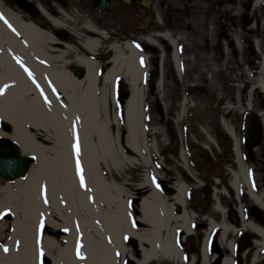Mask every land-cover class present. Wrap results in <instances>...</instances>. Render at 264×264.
Listing matches in <instances>:
<instances>
[{
    "label": "rangeland",
    "instance_id": "obj_1",
    "mask_svg": "<svg viewBox=\"0 0 264 264\" xmlns=\"http://www.w3.org/2000/svg\"><path fill=\"white\" fill-rule=\"evenodd\" d=\"M0 1L24 20L36 22L40 28L54 33L57 40L54 48L67 62H70L66 67L67 70L79 67L73 62L75 55H86L96 60L99 71L96 96L104 97L98 120L109 123L107 126L108 150L105 148V153L109 155L107 158L111 163L120 167L117 174L109 168L106 169L103 164L99 165L100 175L108 184L105 192L107 200H104L102 206L103 216L86 214L80 206L74 210L70 207V203L66 202L60 206L59 220L54 218L56 223H59V229L54 230L44 224L36 229V236L32 237L36 249H44L42 240L50 234L54 235V240L59 246L49 260L42 258L41 254L38 255L36 264H52V262L53 264H135L134 259L140 258L141 248L144 250L150 248L145 242L139 244L128 235L127 231L130 228L141 233L140 238L143 241L151 240L155 247H163L168 240L171 245H185L191 252L198 251L192 257L193 264H205L201 254L202 237L195 233L184 232L180 228V223L172 220L166 222V227L159 231L156 230V225L149 227L139 220L141 214L139 202L143 197L147 199L146 204L154 207L153 215H151L153 218L156 213L158 218L160 216L165 221L163 210H167L173 220L184 214L181 206L175 205L176 207L173 208V198L177 185H182L186 178L191 181L189 187L202 190L201 194L198 191L194 192L193 197L196 201L194 205L200 211H204L206 217L196 214L191 218L188 213L186 215L192 223L197 221L195 225L202 231L211 225L209 239L211 253L215 252L214 255L217 258H222L227 251L230 239H237L240 245L250 246L249 250H244L240 254L241 264H264V71H262L264 68V0H152L148 8L139 9H130L120 0H111L113 3L111 9L102 15H97L93 11L88 0ZM37 4H41L47 12L50 11L52 15L57 16L63 28H54L38 11ZM58 9L64 13L59 14ZM86 21H90L104 34V37L99 34L93 35L102 41L94 56L88 54L80 44L90 37L83 28ZM164 32L175 41L178 64L172 58L174 52L171 43L157 36L158 33ZM77 35L80 39L76 37ZM124 42L131 43L136 50L146 56V59L140 60L141 66L146 67L145 75L153 77H157L159 73L164 75V82L160 86L156 84L157 92L151 94L150 98L154 109L156 107L153 102H159L162 117L157 110L158 115L149 125V130L144 132L142 139L146 150L141 154V158L126 146L127 130L118 118L119 105L112 101L110 93L102 91L110 86L104 84L101 79L102 74L110 66L112 52L109 46L121 45ZM65 43L72 49L68 50ZM82 76L81 69L77 78L81 79ZM10 78L6 70L0 67V82ZM118 78L121 79L122 90H125L128 87L126 83L124 84L125 80ZM147 87L149 91V85L143 81L140 83L143 95ZM54 93L62 98L59 92L54 91ZM212 98L221 106L220 113H209V110H206V115L195 113L197 115L193 118V123L199 120L202 122L198 125V130L205 141L193 136L190 133L191 128L188 127V133H190L188 137L199 146L200 161L198 160L197 163L204 172L199 174L189 167L187 156L185 157L181 151L184 131L182 127L188 126L186 116L189 109H209L206 104ZM228 111L230 114L226 116L225 113ZM248 111L251 113L250 116L244 117V121L239 119V115ZM112 122L114 125L110 130ZM216 122H220L224 134L229 135L231 140L228 137L227 140L231 141L233 148L235 145L237 147V141L242 136L249 156L242 167H238L235 162L233 167L230 166L232 155L225 156L221 160L223 164L212 165L211 168L205 169L203 159L217 160L214 153V148L217 150V147L215 143L208 140L203 131L209 134V128ZM241 124L245 125L244 131L240 130ZM27 126L30 131L32 128L28 121ZM234 126L236 130L239 128L238 133ZM225 127L231 131L234 129L235 137L233 132L231 135ZM0 128L6 134L11 132L10 128L2 122H0ZM56 136V132L53 131L49 132L47 137H39L36 141L49 146L50 149L55 146ZM170 145L172 151L169 149L167 153L169 163L166 164L160 152L163 149L167 150ZM116 146L134 161L130 164H119L120 159L112 151V148L116 149ZM231 146L229 148H232ZM218 150L217 153L220 155L221 151ZM50 151L44 153L47 158H50ZM222 155H225L224 152ZM195 157L197 158V155ZM31 160L34 166L36 161ZM185 164H188V171L183 170ZM77 173L81 180L84 170L80 165ZM217 176L220 180H217ZM232 180L237 190L230 188L229 184H232ZM153 183L162 187L164 195L152 194ZM250 183L254 186L256 184V189H259L253 191L259 205L256 207L248 198L247 210L254 225L262 227L261 232L246 229L239 214L235 213V207L243 208L244 206L240 199H236V194L238 195L240 191L244 194L247 192V187L250 190L252 185ZM3 185L4 181L0 179V187ZM91 196L95 200L93 189L88 197H85L89 199V203L86 201L88 204L93 203ZM215 205L218 210L215 209ZM221 206L227 210L228 214H225ZM231 211L234 215L230 217ZM6 213L1 217L0 222V261L9 263L12 258L20 254L24 241L22 236L14 233L17 223L13 222L8 212ZM153 218H150L148 222H153ZM109 221H114L111 228L108 226ZM220 223L228 228L224 236H222ZM18 225L23 226L24 222L19 220ZM61 225L67 226L68 229L60 228ZM142 228H144V234H142ZM240 231L242 232L239 233ZM117 233L120 235V242L127 249L125 255L116 250L119 249L115 243ZM12 234L14 241L8 248L6 241ZM63 237H67L68 240H64ZM5 248L8 249L7 252L4 251ZM208 258L209 264L218 263V260L212 263L214 259L210 256ZM150 263L174 264L166 259L150 261Z\"/></svg>",
    "mask_w": 264,
    "mask_h": 264
},
{
    "label": "bare ground",
    "instance_id": "obj_2",
    "mask_svg": "<svg viewBox=\"0 0 264 264\" xmlns=\"http://www.w3.org/2000/svg\"><path fill=\"white\" fill-rule=\"evenodd\" d=\"M37 8L54 28H63L61 22L40 5ZM0 17H2L0 19V67L4 68L11 77L9 80L0 82V122L8 125L11 130L10 134H6L0 128V137L9 138L20 147L24 155L36 161L25 178L17 179L12 183L5 182L0 187V222L1 217L8 212L13 222L17 223L15 231L13 228L14 233L22 236L24 241L17 257L12 258L9 263L0 261V264H33V262L36 264L38 255L42 253V258L49 260L59 248L54 240V235L50 234L49 237L45 236L42 240L45 250L43 248L36 249L32 242V237L36 236V229L41 228L43 224L54 230L59 229V223H56L54 218L59 220L60 206L66 202H69L70 207L74 210L80 206L86 211V214H101L103 216L102 206L106 199L105 192L108 184L100 175L99 165L103 164L106 169L109 168L117 174L120 167L111 163L107 158L109 155L105 153L109 142L107 127L109 123L106 124L104 121L98 120L104 97L96 96L98 79L95 78L97 68L95 59L86 55H75L73 62L83 69L82 78L77 79L66 69L70 62H67L63 55L54 48L57 40L52 31L43 30L34 23L24 20L19 14L5 7L1 1ZM83 26L90 37L80 44L88 54L94 56L102 41L95 38L93 33H98L102 37L104 34L90 21L84 22ZM80 36L76 37L80 39ZM157 36L166 39L171 43L173 49L175 48V41L170 38L168 33H158ZM64 45L68 50L72 49L67 43ZM109 49L112 52L110 66L102 81L110 86L102 91L110 93V97H112V80L114 81L116 77L125 80L130 92V98L124 107V121L127 130L125 143L130 151L141 158L146 146L142 139L144 135L142 103L145 97L140 88L145 70L141 68L140 60L146 56L129 42H124L121 45L112 44ZM173 54V59L177 63V56L175 52ZM29 73H31V77ZM54 91L59 92L62 98L58 97ZM27 121L32 128L30 131L27 129ZM112 125H114L113 122L110 123V130H112ZM225 129L232 135L231 129L226 127ZM53 131L57 134L53 149L36 141L39 137H47L49 132ZM77 142L79 144L78 154L75 147ZM46 151H50V158L44 154ZM112 151L120 159L119 164H130L134 161L132 157L123 154L117 146L116 149L112 148ZM236 160L238 167H242L243 162L238 153ZM77 162L84 170L83 186L76 170ZM184 167L188 170L186 164ZM231 183V187L237 190L233 180ZM245 187L247 186L245 185ZM248 188V197L259 205L253 191ZM92 189L95 200L91 196L93 203L88 204L89 199L85 197H88ZM151 189L152 194L160 195L153 185H151ZM185 195L186 187L183 184L177 185L173 208L181 206L185 213L173 220L167 210H163L165 221L160 216L158 218L156 213L154 218L151 217L154 207L146 204L147 199L143 197L139 202L141 213L139 220L149 227L156 225L158 231L164 229L167 225L166 222L172 220L180 223V228L186 233H191L192 220L186 213L191 218L194 215L187 211ZM215 209L218 210L216 205ZM150 218H153L154 221L148 222ZM19 220L24 222L23 226L18 225ZM113 222L109 221L110 228ZM242 222L246 229L253 232L262 230L250 222L245 220ZM60 228L68 229L65 225H61ZM211 228L209 225L208 230H212ZM220 228L222 236H224L228 228L222 223H220ZM143 230L144 228L141 230L142 234L145 232ZM13 234L6 241L8 248L14 241ZM127 234L137 240L139 244L145 242L150 248L148 250L141 248L140 258L134 259L135 264H148L150 261L161 259L172 263H182L179 248L177 245H171L168 240L163 247H155L151 240L143 241L140 238L141 233H137L135 229L130 228ZM119 236L118 233L115 235V243L119 247L116 250L125 255L127 249L120 242ZM63 239L68 240L67 237H63ZM206 243L207 241H203L201 254L203 262L209 264ZM230 245L229 241L228 248ZM231 255L225 257L222 264H232Z\"/></svg>",
    "mask_w": 264,
    "mask_h": 264
},
{
    "label": "trees",
    "instance_id": "obj_3",
    "mask_svg": "<svg viewBox=\"0 0 264 264\" xmlns=\"http://www.w3.org/2000/svg\"><path fill=\"white\" fill-rule=\"evenodd\" d=\"M156 78H151L149 77L147 79V83L149 85V88L150 90L147 91V94H146V99H145V102H144V125H145V128L147 130H149V125L152 124V121L154 120V118L158 115V112L160 113L161 117H162V113H161V107L159 105V102H153L155 104V109L153 108V104H152V100L150 99L151 98V94H154L155 93V82H156ZM121 81L119 80H116L115 82V98H116V101L118 102L119 104V116H120V119H123V107H124V103L128 97V91L127 90H122L121 89ZM194 90V89H193ZM189 94H190V91H188ZM215 98V97H214ZM214 98H212L207 105V107H209V109H198V110H195V109H189L187 111V116H186V122L188 123V126H185L183 125V149L186 153V156H187V159H188V163H189V167L194 170V171H197V173L199 174H204V172L201 170L200 166H199V163H197V161L200 159L196 158L195 155H196V151L199 149V146H197L195 143H193V141L188 137V135L191 133L193 136L195 137H198L199 139L203 137L200 136V131L198 130V125H201L202 122L199 121H196L195 123H193V118L195 115L197 114H201V115H206L207 112L206 110H209L208 112H218L220 113V105H218V103H215L214 102ZM225 98V96L223 97ZM221 101V99H220ZM218 106V108H217ZM158 110V112H157ZM197 113V114H195ZM230 114V112H227L226 116ZM251 113L248 111L246 113H243V115H239V119H244V117L246 116H250ZM244 121V120H243ZM192 122V123H191ZM245 125L241 124V127H240V130L244 131L245 130ZM190 127V133H188V130ZM235 128V131L238 133L239 131V128L236 130V126H234ZM209 135L214 139V141L216 142L219 150L218 151H221V154L219 155L217 153V150L214 148V153L217 157V160L215 161H211V160H208V161H205L203 160V165L205 167V169L207 170L208 168H211L212 165H215L216 164H223L224 162L221 161L224 159L225 156H232V152H231V148H229V144H227V136L224 134L221 126L219 123L216 122V124H213L210 128H209ZM205 141V139H203ZM240 150H241V154H242V157H243V160L245 162L248 161L249 159V156L247 155V152L245 150V146H244V142L242 140V136L240 137ZM226 143V144H225ZM209 145V144H208ZM210 146V145H209ZM210 148L212 149V147L210 146ZM161 151V150H160ZM169 151V148L167 147V150L166 149H163L160 154L162 155L163 157V161L168 164L169 163V159L167 157V153ZM213 151V150H212ZM222 152H224L225 155H222ZM250 153V152H249ZM195 159L196 162H195ZM198 161V162H199ZM229 161V159H228ZM231 167L234 166V163H233V159L231 158V162L229 163ZM217 180H220V177L217 176ZM185 183L187 185L191 184V181L189 179H185ZM205 184H207V182H205ZM214 184V183H212ZM159 187V185H158ZM160 188V187H159ZM160 190L164 193L163 189L160 188ZM193 191H195L192 187L189 188V192H188V195H187V205L189 208H191L196 214H198L199 216H205L204 214V211H200V209L196 208V206L194 205V202H196L193 198ZM200 194H201V191L200 189L197 190ZM241 202L244 204V214H245V217L249 220H253L250 213L248 212L247 210V198L244 196V195H241ZM198 203L200 202L197 201ZM202 212V213H201ZM232 213V211L230 212ZM195 233L197 235H199V237L201 238L202 236V229H199L196 225H194L193 227ZM205 229V228H204ZM183 250H184V253H185V257L186 259H188L191 255L193 254H197V252H191L190 250H187V246L185 245H180ZM250 248V246H244V245H240V243L236 240L235 241V262L236 264H241V261H240V253L243 249H248Z\"/></svg>",
    "mask_w": 264,
    "mask_h": 264
},
{
    "label": "water",
    "instance_id": "obj_4",
    "mask_svg": "<svg viewBox=\"0 0 264 264\" xmlns=\"http://www.w3.org/2000/svg\"><path fill=\"white\" fill-rule=\"evenodd\" d=\"M128 1V0H126ZM139 4L148 5L149 0H136ZM110 6L109 0H95L94 7L98 13L105 12ZM81 68H74L78 76ZM32 166V160L23 154L20 147L9 139H0V178L13 182L27 176Z\"/></svg>",
    "mask_w": 264,
    "mask_h": 264
},
{
    "label": "flooded vegetation",
    "instance_id": "obj_5",
    "mask_svg": "<svg viewBox=\"0 0 264 264\" xmlns=\"http://www.w3.org/2000/svg\"><path fill=\"white\" fill-rule=\"evenodd\" d=\"M122 3H123V5H125V6H127V7H129L130 9H139V8H143V7H141L139 4H137V2H136V0H130L129 2H124V0H120ZM88 2L89 3H92L93 2V0H88ZM112 2H111V6H112ZM111 6H110V9H111ZM92 9L94 10V8H93V6H92ZM109 9V10H110ZM95 11V10H94Z\"/></svg>",
    "mask_w": 264,
    "mask_h": 264
},
{
    "label": "snow or ice",
    "instance_id": "obj_6",
    "mask_svg": "<svg viewBox=\"0 0 264 264\" xmlns=\"http://www.w3.org/2000/svg\"><path fill=\"white\" fill-rule=\"evenodd\" d=\"M0 19H2V17H0ZM26 71H27V69H26ZM29 76L31 77V73H29ZM76 151H77V154L79 153V144H78V142H77V144H76ZM77 170H78V172H79V162H77ZM83 183H84V181H83V177L81 176V185L83 186ZM7 213H5V215H6ZM4 251L5 252H7L8 251V249L7 248H5L4 249ZM41 255H42V253H41Z\"/></svg>",
    "mask_w": 264,
    "mask_h": 264
}]
</instances>
